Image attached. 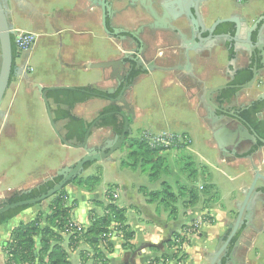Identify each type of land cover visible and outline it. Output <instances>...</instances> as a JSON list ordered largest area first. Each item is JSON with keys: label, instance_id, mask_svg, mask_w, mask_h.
<instances>
[{"label": "crops", "instance_id": "obj_1", "mask_svg": "<svg viewBox=\"0 0 264 264\" xmlns=\"http://www.w3.org/2000/svg\"><path fill=\"white\" fill-rule=\"evenodd\" d=\"M4 3L13 30L36 36L32 48L15 60L19 68L15 76L17 86L23 84L25 88L10 90V81L0 104V187L10 183L12 188L7 187L5 191H19L28 189L26 185L32 178L25 175V167L24 172H19L20 163H53L51 168L56 161H60L58 159L64 162L68 155L80 154L79 158L83 155L82 151L67 148L60 143L49 125L45 106L35 85L42 89L90 86L114 88L112 69H88L86 66L119 61L128 49L116 37H109L104 32L101 12L91 0H4ZM212 3L214 6L210 8V20L236 16L245 18L247 24L251 25L264 15V0H213ZM142 39L150 48L146 55L148 58L154 55V51H163L167 45H175L173 36L161 29L156 31L154 38L146 34ZM225 41L232 46L231 40ZM188 55L189 67L179 72L178 82L170 73L162 78L157 75L142 78L141 82L147 81L154 89L160 87L163 94L156 92L155 97H145V102H142L131 90L125 98L134 109V119L129 127L131 132L137 129V136L148 132L155 135L182 134L189 139V146L176 152L182 151V155L187 150L186 155L192 157L194 153L197 156L195 162L204 168V181L197 185L205 184L206 193L195 205L183 203L185 198L181 196L180 189L186 177L175 163L167 165L166 171L162 170L156 180L149 177L146 179L139 169L122 167L116 153L112 155L111 162L92 163L81 175L99 178L98 185L92 191L74 184L64 187L67 205L74 202L72 220L85 232L90 225V213L100 214L108 203L106 192L110 187V192L115 194L112 203L124 210L125 224L133 233L131 249H125L123 238L116 232L110 239L111 251L105 253L104 262L99 264H176L170 260L172 253L168 242L171 243V238L182 226L201 218H205L208 223L203 224L198 236L191 240L184 251L183 260L178 264H210L211 254L221 247H224L225 252L214 264H257L263 257L264 211L260 205L255 208L243 207L242 224L230 239L229 226L234 223L242 206L244 192L250 186L254 172L264 177V148L254 149L248 142L233 148L226 132L234 129L237 121L225 116L224 120L219 119L215 126H211L206 119L207 112L202 98L204 89L228 83L229 71L250 67L247 53L243 50L233 53L231 50L229 56L219 40H215L214 44L190 51ZM231 59H234L232 64ZM170 60L165 61V64H180ZM24 63L31 67L30 72H22ZM260 94H264V70L258 71L252 87L241 89L231 103L221 106V109L230 111L233 107L237 110L256 101ZM153 99L159 103L164 101L168 108L176 109L171 114L173 117H158L153 114L154 108H144L143 105ZM217 99L215 94L211 95L212 103L218 106ZM108 105L105 100L91 99L76 105L72 114L85 122H92ZM260 117L264 120V110ZM64 124L65 121L55 122L60 135L64 133ZM130 137H133L132 133ZM111 138L110 129L94 128L88 143L97 146L99 142ZM217 140L226 146L228 152L234 150V154L221 155ZM64 150L70 151L67 153ZM61 153H64L63 157ZM171 156L178 157L177 154ZM9 161L12 164L6 163ZM206 166L212 167L210 173ZM51 171L46 167L36 177V181L40 183L47 178L53 179ZM163 184L175 195L174 200L163 201L162 195L149 196L161 193ZM254 191L264 193L261 180H257ZM94 202L100 205L96 206ZM39 214H50L46 201L22 210L0 225V264L6 262L3 244L9 240L11 231L18 224L27 223ZM68 239L69 234L63 235L61 245L70 264H96L91 246L84 241L69 246ZM230 253L232 259L228 258Z\"/></svg>", "mask_w": 264, "mask_h": 264}, {"label": "trees", "instance_id": "obj_2", "mask_svg": "<svg viewBox=\"0 0 264 264\" xmlns=\"http://www.w3.org/2000/svg\"><path fill=\"white\" fill-rule=\"evenodd\" d=\"M245 0H241L244 2ZM12 43V69L15 67V59L17 54ZM251 78V70L249 67L241 69L237 72L232 85H242ZM11 81V78H10ZM235 89H226L220 92L219 104L230 102L234 96ZM113 95L102 93L93 90L89 87L81 88H56L46 89L45 97L49 105H52L51 113L54 122L65 121L63 126L64 133L61 135L63 140L72 143L80 144L83 140L86 129L91 122H85L72 114V110L78 104H82L91 99L106 100ZM116 108L108 106L104 108L98 116H103L94 128H110L114 134L120 135L123 128V120L116 114ZM264 110V101H254L244 109L238 110L240 118L245 124L252 129L258 138L264 140V120L258 117V114ZM91 134V133H90ZM260 143H257L253 148H259ZM120 151H126V160H121L120 165L124 168L139 169L141 173H147L148 177L156 180L160 172L165 167V158L162 155L161 149H151L145 142L136 137H130L126 134L125 145ZM91 164L84 166V170ZM194 173V172H193ZM192 177V176H191ZM190 180H193L189 178ZM60 181V177L53 178L42 184L38 189L33 188L29 193L21 195L20 198L14 201H25L33 199L47 192L54 184ZM99 183V178L96 176L79 177L73 184L86 191H92ZM164 188L161 193H153L149 196L156 197L162 195V200L171 201L175 199V195L168 191V186L163 184ZM207 189V186L205 187ZM181 194L188 197V204L195 205L198 202V194L195 192V187L184 185L181 187ZM111 188L106 192L108 203L103 207L100 214L90 213V225L86 231H71L69 233L71 210L74 202L70 205L66 203V194L62 188L49 203L50 214L46 216L36 215L27 223L18 224L10 233L9 240L3 244L5 254L9 256L5 264H70L66 252L61 245L62 236L69 234V246H74L79 241L86 242L93 249V257L96 259V264L103 263L105 253L111 251V243L109 239L104 237L110 230L111 225H114V230L123 238L125 249H131L130 241L133 238V233L125 224L124 210L116 207L112 201ZM41 204V203H39ZM94 204L100 205L98 202ZM31 206H23L9 210L0 215V225L5 224L12 217L17 215L22 210ZM37 240V241H36ZM170 245V242H168Z\"/></svg>", "mask_w": 264, "mask_h": 264}, {"label": "water", "instance_id": "obj_3", "mask_svg": "<svg viewBox=\"0 0 264 264\" xmlns=\"http://www.w3.org/2000/svg\"><path fill=\"white\" fill-rule=\"evenodd\" d=\"M110 0H94L92 1V4L96 7H98L101 11V25L104 30V32L109 37H116L117 34L113 30L112 32H109L106 29L105 19L107 17V14L110 12ZM216 8V7H215ZM151 10V8H150ZM187 15L192 16L191 12L187 9ZM152 18L157 22L156 26L161 24H164L163 18H158L153 12H151ZM262 24H260V22ZM222 25H229L228 31L225 33L222 32L224 28H222ZM160 29V28H156ZM162 29V28H161ZM157 31V30H156ZM173 33H176L180 36V39L183 42L182 47L184 48V57L186 59V64L188 65V53L191 51L197 50V44L201 43L203 41H209V44H213L214 40L219 38H229L232 41V48L233 53H236L237 51L243 50L247 53L248 56V62H249V69L251 70V78L249 81H247L245 84L242 85H236V86H229V85H221L214 88L205 89L203 93V101L206 105L207 111L212 115L214 118L218 119L219 117L215 116V112L219 111V108L214 105L210 99V96L213 93L220 92L222 90L228 89V88H236V89H248L252 87V85L255 82L256 76L258 74V71L264 70V15H262L259 19L255 20L251 25L247 24V21L245 18L241 17H228L225 19H218L216 20L210 27H206L204 24H199V26L195 25L194 29H191V33L189 38L184 35L180 29L174 27L171 30ZM18 31H14L12 26L9 23L6 5L4 3V0H0V104L2 102V99L10 85V77L12 74V43H11V36L13 34H17ZM130 37V44L134 45L135 47H141L142 41L139 38V36L136 33H130L128 34ZM190 42H195V46H190ZM199 49V48H198ZM133 50L127 51L124 56H127L128 54L132 53ZM231 64L234 62V59H231ZM124 64L122 60L119 61H113V62H103V63H95V64H89L86 66L88 69H114L115 66H121ZM258 66L260 68L258 69ZM241 70V69H240ZM233 72L229 71V74L231 76V79H234V77L237 75V72L239 70H232ZM121 79V77H119ZM38 93H40V98L45 106L46 114L48 117L49 125L60 141L62 145H64L67 148L80 150L83 152V155L72 165L70 166H63L59 170L56 171L55 176L60 177V181H58L56 184L53 185V187L49 190H47L46 193L41 194L38 197H35L33 199L20 201L12 204H7L3 207H0V215L6 213L9 210H13L15 208L23 207V206H34L38 205L39 203H42L46 201L47 199L55 196L56 193H58L62 188H64L66 185H72L73 182L81 177V175L84 172V166L88 163H96V162H111L113 161L112 155L116 153L117 151H120L122 147L125 145V137L126 134H131L130 130V123L134 119V109L130 106V104L126 101L124 89H122L118 96L115 99L110 98L109 102H119L121 104V107H119V110L113 113L109 114H116L118 117H120L123 120V128L120 135L114 134V136L111 139H105L102 141L100 145L97 146H90L88 143V139L90 137V133L92 129H94L95 124L105 115L103 114L98 116L96 119H94L88 128L86 129V132L84 134L83 140L80 144H72L68 143L63 140L62 136L59 134L55 122L53 120L49 104L45 98V92L46 89H42L40 86L35 85ZM119 86V83H118ZM89 88L102 92L107 93L108 95H113L117 89L111 88V89H99L96 86H90ZM56 89V88H53ZM257 101H264V94L258 95ZM223 115H228L235 119L238 123L236 124V127L232 130H227L226 135L227 139L229 141V144L235 148L239 144L248 142L251 145L255 146L257 143H260L261 146L259 149L264 148V140L258 138L256 133L250 129L245 122L240 118L238 112H225L222 111ZM261 114H258V117H260ZM110 129V128H108ZM111 130V129H110ZM217 148L221 155L223 156H229L230 154H234V150L228 152L226 149V146L222 145L217 140ZM261 180L264 183V177L259 175V173L254 172V176L252 179V182L248 189L244 192V201L242 203V206L240 210L238 211V214L235 218V221L232 225L229 226L230 229V237L229 239L236 233L237 229L240 228L242 221H241V212L243 207L249 208V207H256L257 205H260L264 211V193L262 192H256L254 191L255 184L257 183V180ZM52 179L47 178L41 181L38 185H35L33 188L38 189L42 184L51 181ZM32 189H22L16 192L17 195H24L31 191ZM257 196H260L258 199H255ZM263 196V197H262ZM2 202H4V199H1ZM254 210V209H253ZM246 226H249V224H246ZM245 227L244 229H246ZM225 252L224 247L217 248L213 251L211 254L210 264H214L219 258V256ZM229 259H232V253L228 255Z\"/></svg>", "mask_w": 264, "mask_h": 264}, {"label": "flooded vegetation", "instance_id": "obj_4", "mask_svg": "<svg viewBox=\"0 0 264 264\" xmlns=\"http://www.w3.org/2000/svg\"><path fill=\"white\" fill-rule=\"evenodd\" d=\"M94 0H91V2ZM213 0H110V12L107 14L105 19L106 29L109 32L113 30L116 32L117 41L124 44L128 51H132V53L128 54L127 56H122L120 60L124 62L121 66H115L112 70L113 79H114V88L117 89L116 92L113 94L112 99H115L118 96V93L124 89V94L126 95L128 91L133 90L136 85H138L142 78L144 77H151L152 75L159 76L162 78L165 74L170 73L174 77V79L178 82L179 77L177 76L180 71L188 69L186 59L184 57V48L182 47L183 42L180 39V36L176 33H173L171 30L176 27L181 30V32L189 38L191 29H194L195 25L199 26V24H204L206 27H210L216 20L218 19H225V18H215L210 20L211 17V7L213 5ZM151 8V10H150ZM99 9V8H98ZM187 9L191 12L192 16L187 15ZM206 9V10H205ZM210 9V10H209ZM100 11V9H99ZM138 14H136V12ZM204 11H206L204 13ZM101 12V11H100ZM151 12H153L158 18L164 19V24L161 26H156V21L152 18ZM127 15V17H123ZM119 17H123L122 19ZM133 20V24L131 21ZM156 28H162V31L168 32L173 36L175 39V45H167L165 50L163 51H154V55L151 57H147L150 48L149 45L143 41V35H148L150 37H155ZM222 32L228 31L229 25H222ZM122 33L123 35H120ZM136 33L142 41L141 47H135L134 45L130 44V37L128 34ZM229 38H219V43H221L222 47L225 48L227 51V55H229L232 48H230V44H227L225 41ZM230 40V39H229ZM215 41V40H214ZM214 44V42H213ZM209 41H203L197 44V50L207 46ZM190 46H195V42H190ZM199 48V49H198ZM230 56V55H229ZM228 57V56H227ZM126 59V60H124ZM171 59V60H170ZM16 60V59H15ZM175 61L180 62L179 65H172L165 64V61ZM190 62V58L188 56V65ZM125 64L127 66H125ZM19 73V68L17 65L12 69L11 79L13 76H16ZM121 77V79H119ZM234 79H231L229 74V81L225 85L229 86H236L230 84ZM161 82V81H160ZM119 83V86H118ZM197 89V88H196ZM228 89H235L237 90L234 93V96L240 91L236 88H228ZM205 90V89H204ZM203 90V93H204ZM226 90V89H225ZM224 91V90H222ZM220 91V92H222ZM220 92L213 93L215 94L218 99L216 103L218 104L219 111L217 113H221L218 116L215 112V116L219 117L218 119L214 118L206 109L207 112V121L211 126H215L216 121L219 119L224 120L225 116L223 115L221 106L229 105L230 102H226L224 104H219L220 99ZM233 96V98H234ZM46 98V97H45ZM106 99L109 103L108 106L115 107L118 111L121 104L119 102L110 103L109 99ZM203 98V96H202ZM232 98V99H233ZM211 99V96H210ZM231 99V100H232ZM48 102V101H47ZM49 104V103H48ZM250 105V104H249ZM247 105V106H249ZM107 106V107H108ZM247 106L241 107L235 110L233 107L230 108V111L225 112H238V110L244 109ZM50 107V105H49ZM51 111V110H50ZM230 117V116H229ZM2 118V113L0 112V120ZM232 118V117H231ZM238 123V122H237ZM111 131V130H110ZM111 136H114V133L111 131ZM223 142V140L221 139ZM102 142H99V145ZM9 192V191H8ZM17 191H13L7 195V198H4V202H2V198H0V207H3L7 204L16 203L19 201H14L15 199L20 198L21 195L16 194Z\"/></svg>", "mask_w": 264, "mask_h": 264}, {"label": "rangeland", "instance_id": "obj_5", "mask_svg": "<svg viewBox=\"0 0 264 264\" xmlns=\"http://www.w3.org/2000/svg\"><path fill=\"white\" fill-rule=\"evenodd\" d=\"M15 65H17L16 62H15ZM146 82L145 81L140 82L133 89L134 95L138 96L142 100V102H145V100H146L145 97H151V96L155 97L156 92L159 93V94H163V92L160 89V87L154 89V88H152L151 84H148V82L147 83ZM16 87H19L20 89H24L25 88V86L23 84L21 86H20V84H19V86H17V79L15 78V76H13L12 79H11V87H10L11 89L10 90L15 89ZM9 95L10 94H8L7 97H9ZM141 96H142V98H141ZM143 106H144V108H147V107L154 108L153 109V111H154L153 114L158 116V117H164V116L165 117H173L171 114H173V113H175L177 111L176 109H172V107L168 108L167 104L164 101H163V103L162 102L159 103L157 101H154V99H153V101L151 100L150 102H147V104H144ZM170 110L173 111V112H171ZM131 133H132L133 137H136V138L140 139V135L138 134V136H137V134H136L137 133V129L133 130ZM197 150H198L199 153H202L201 151H199V149H197ZM64 151H67V153H68L70 150H64ZM187 152L188 151L186 150L185 154H182V155H181L182 151L179 152V153L176 152V151H169L166 154H162L163 157L165 158V167L163 168V171H166L167 165H169V164L171 166L174 165V163L178 164L180 171L186 177L183 180L182 184L186 185V186H189V187H195V192L198 194V197H199L198 199H203V195L206 193V190H207V189L205 190V188H204V186L206 187V185L202 184V185L198 186L197 184H199L200 182L204 181V177H202L204 175V170H203L204 168H203V166H199L197 164V162H195L198 158H197V156L194 153H192V157L194 158L193 159L192 157L186 155ZM79 153H81V152H79ZM173 154H175V155L177 154L178 157L174 158L173 156H171ZM79 155L78 156H76L75 154L68 155L64 162H63V160L58 159L60 161H56V163H54V166L51 167V168H50V166H52L53 163H51V165H50L49 163L42 164V163L32 162V163H25V164L20 163L18 165L19 166L18 169H19V172H22V171L24 172L23 167H25V172H24L25 175H30L32 177V178H30L31 179L30 183L26 185V188L33 189V187L35 185H38V183H39V181L38 182L36 181L37 180L36 177L38 178L40 176V174L44 170H46V167L47 168L49 167V169L52 170L51 171V177H54L55 176V172L58 169H60L61 167L70 166V165L74 164L79 159ZM60 156L63 157L64 153L63 154L61 153ZM116 156L120 157L121 160H126L128 162H131V161L126 159V157H127V152L126 151H123V152L122 151H117L116 152ZM6 163L7 164H12L11 161L6 162ZM206 167L208 169V172L210 173L212 171V167H208V166H206ZM16 170H17V167H15L14 173H16ZM146 174L147 173H142L143 177H146V179H147L148 176ZM144 175H146V176H144ZM199 175H201V176H199ZM165 177H168V175L165 176ZM188 178H191L193 180H190ZM32 180H33V182H32ZM7 187H11L12 188V185H10V183H8V185L6 187L5 186L0 187V196L2 197V199L7 198V195L9 193L15 191L14 189L13 190L11 189L9 192L5 191V189H7ZM199 187H202V189H200ZM181 196H183L185 198V201L183 203H188V197L183 195V194ZM53 199L54 198H49V199L46 200V202L49 204V203H51L53 201ZM66 203H67V199H66ZM184 226H182V227H184ZM261 252L263 253V257H262L261 261L259 263H257V264H264V250H262ZM170 260L171 261L175 260V258L171 257ZM182 260H183V257L181 259H179L178 261H174V262L176 264H178Z\"/></svg>", "mask_w": 264, "mask_h": 264}, {"label": "built area", "instance_id": "obj_6", "mask_svg": "<svg viewBox=\"0 0 264 264\" xmlns=\"http://www.w3.org/2000/svg\"><path fill=\"white\" fill-rule=\"evenodd\" d=\"M241 2V0H238ZM13 46L15 48V52L17 54V58H19L22 54L28 52L35 40L36 36L31 33H25V32H18L17 34H13ZM22 72H30L31 67L24 63V65L21 67ZM140 140L145 142L148 147L151 149H161L162 154H166L169 151H179L183 148H187L190 144L189 139L182 134H151L148 132H143L140 134ZM202 189V187H199ZM111 197L114 199L115 194L111 193ZM208 223V221L205 220V218H201L199 220L193 221L184 227H182L178 233H176L171 238L170 243V251H171V257H174V261H178L182 257H184V251L186 247L190 244L191 240L198 236L200 233L201 227L203 224ZM82 231L80 226L74 222L71 221L69 225V233L71 231ZM116 234V231L114 230V225H111L110 230L107 234L104 235L106 239H111L113 235ZM6 259L9 258L7 254Z\"/></svg>", "mask_w": 264, "mask_h": 264}]
</instances>
